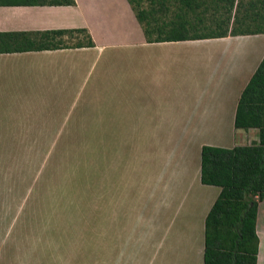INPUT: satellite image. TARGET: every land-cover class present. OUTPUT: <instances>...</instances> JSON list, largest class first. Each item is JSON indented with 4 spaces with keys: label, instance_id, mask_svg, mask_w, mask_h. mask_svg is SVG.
Listing matches in <instances>:
<instances>
[{
    "label": "crops",
    "instance_id": "0c3cea01",
    "mask_svg": "<svg viewBox=\"0 0 264 264\" xmlns=\"http://www.w3.org/2000/svg\"><path fill=\"white\" fill-rule=\"evenodd\" d=\"M78 28L93 46L0 51V259L9 251L11 264H26L42 244L15 234L21 207L11 218L7 203L37 161L64 174L74 149L78 189L79 138L103 137V224L80 253L77 218L66 211L70 256L61 246L56 264H204L206 218L221 187L202 182V149L259 141L258 128L236 127V114L264 59V32L148 42L129 0L0 5V33ZM110 137L126 138L117 157ZM118 181L139 187L124 218L111 209ZM257 233L264 264V198Z\"/></svg>",
    "mask_w": 264,
    "mask_h": 264
},
{
    "label": "trees",
    "instance_id": "16d2710c",
    "mask_svg": "<svg viewBox=\"0 0 264 264\" xmlns=\"http://www.w3.org/2000/svg\"><path fill=\"white\" fill-rule=\"evenodd\" d=\"M225 2L229 16L239 13L241 0ZM148 42L180 41L230 34L264 32V0H258V23L255 28L225 27L214 35L190 34L189 14L199 7L200 0H150L151 8L138 9L129 0ZM76 0H0V5H73ZM174 4H180L178 18L162 20ZM184 5V7H183ZM253 7H258L252 1ZM84 35L81 39L79 35ZM74 46H93L87 29H57L38 32L0 33V51H29ZM237 128H258L259 141L232 148L205 145L202 149V182L221 187V193L206 218L204 264H257L259 237L257 217L264 198V59L245 87L236 114Z\"/></svg>",
    "mask_w": 264,
    "mask_h": 264
},
{
    "label": "rangeland",
    "instance_id": "374dc122",
    "mask_svg": "<svg viewBox=\"0 0 264 264\" xmlns=\"http://www.w3.org/2000/svg\"><path fill=\"white\" fill-rule=\"evenodd\" d=\"M255 1L258 7H253L251 2ZM138 9L151 8L150 0H134ZM180 4L171 6L168 14L161 15L162 20L174 21L179 19L178 12L180 11ZM184 7V5H183ZM261 8L258 0H241V7L239 13L235 16L236 10L229 16L226 9L225 2L220 0H200L199 7L195 8L194 12L189 14V24L191 25L190 34H205L214 35L219 26L226 25L228 17H231L229 27L235 26L236 29H250L255 28L259 14L257 11ZM260 16V15H259ZM220 23V25L218 24ZM223 26V28L225 27ZM239 132V131H238ZM240 136L237 133L236 140L240 141ZM126 138L110 137L109 147L111 157L116 156L115 150L121 149ZM133 139V138H131ZM103 137H80L79 138V170H78V189L76 182V161L74 162V149L70 152L68 167L65 173L58 170V167L42 168L39 164L42 159H39L38 166L31 169V175L28 180H25L21 186L15 189L8 198L9 212L11 218L16 214L19 207H21L20 216L16 220V232L19 233L20 239L23 238L29 242H41L38 248L31 246L29 259H26V264H56V259L61 256H70V233L68 237L63 235L66 229V211L74 215L72 228L76 229L75 240L80 245V253L87 252V245H85L88 236L91 238L94 231L101 228L103 224V208H104V172H103ZM135 144V143H134ZM122 155V154H121ZM138 156V155H137ZM76 159V158H75ZM60 160V159H59ZM136 156L134 158L128 157L127 163L135 164ZM60 166L66 165L64 163ZM39 173L37 178L35 174ZM124 179L125 177H121ZM130 181V175L127 176ZM118 181L115 189L112 191L111 209L119 212L120 216L124 218V214L133 212L138 205L134 203V199L138 197V185L132 191L127 182ZM131 182H128V184ZM20 187L22 190H20ZM28 189H30L28 191ZM130 189V192L129 190ZM138 192V193H137ZM147 193V191H145ZM144 193V194H145ZM143 194V195H144ZM77 200V205H76ZM144 196L138 203L140 206L148 204L149 200H145ZM135 206V207H134ZM150 206V205H148ZM77 207V213H76ZM121 218V219H122ZM132 220V217H130ZM7 217L2 218L1 222H6ZM10 223V219L7 224ZM116 223V221H114ZM5 225L4 223H1ZM119 224V221L116 223ZM123 225V221H122ZM18 228V230H17ZM70 228V223H69ZM63 229V230H61ZM60 230V232H59ZM62 233V234H61ZM65 237V240H61ZM151 240V239H150ZM61 242L63 245H61ZM56 246V247H55ZM64 246L62 250L60 247ZM75 246V245H73ZM76 248V246L74 247ZM15 253V251H13ZM18 252L16 251V255ZM81 255V254H80ZM13 256V255H12ZM17 259L16 256H13ZM9 251L3 254L0 260L2 264H11Z\"/></svg>",
    "mask_w": 264,
    "mask_h": 264
}]
</instances>
